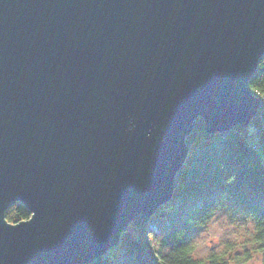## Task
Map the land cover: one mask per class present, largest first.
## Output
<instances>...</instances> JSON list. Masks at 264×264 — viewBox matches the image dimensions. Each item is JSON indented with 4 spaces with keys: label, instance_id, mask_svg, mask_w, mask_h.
I'll return each mask as SVG.
<instances>
[{
    "label": "water",
    "instance_id": "95a60500",
    "mask_svg": "<svg viewBox=\"0 0 264 264\" xmlns=\"http://www.w3.org/2000/svg\"><path fill=\"white\" fill-rule=\"evenodd\" d=\"M262 56L264 0H0V264L104 255L171 198L197 118L249 123Z\"/></svg>",
    "mask_w": 264,
    "mask_h": 264
},
{
    "label": "trees",
    "instance_id": "16d2710c",
    "mask_svg": "<svg viewBox=\"0 0 264 264\" xmlns=\"http://www.w3.org/2000/svg\"><path fill=\"white\" fill-rule=\"evenodd\" d=\"M248 87L261 99L249 121L254 129L248 131L249 123L235 124L223 133L208 134L197 118L185 139L188 154L175 176L171 198L150 216L134 217L115 246L86 264H224L222 255H192V235L216 212L249 218L255 240L264 245V56ZM29 217L18 202L4 211L10 223Z\"/></svg>",
    "mask_w": 264,
    "mask_h": 264
},
{
    "label": "rangeland",
    "instance_id": "374dc122",
    "mask_svg": "<svg viewBox=\"0 0 264 264\" xmlns=\"http://www.w3.org/2000/svg\"><path fill=\"white\" fill-rule=\"evenodd\" d=\"M248 131L254 129L251 122ZM264 165V148L261 149ZM193 257L222 255L224 264H264V245L255 240L254 224L244 216L216 212L191 238Z\"/></svg>",
    "mask_w": 264,
    "mask_h": 264
},
{
    "label": "built area",
    "instance_id": "2783aa9c",
    "mask_svg": "<svg viewBox=\"0 0 264 264\" xmlns=\"http://www.w3.org/2000/svg\"><path fill=\"white\" fill-rule=\"evenodd\" d=\"M252 148L256 149V148H257V145H256V144H255V145H253V146H252Z\"/></svg>",
    "mask_w": 264,
    "mask_h": 264
}]
</instances>
